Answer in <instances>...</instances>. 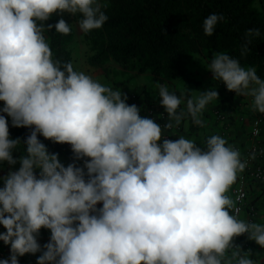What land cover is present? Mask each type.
Wrapping results in <instances>:
<instances>
[{"label":"clouds","instance_id":"1","mask_svg":"<svg viewBox=\"0 0 264 264\" xmlns=\"http://www.w3.org/2000/svg\"><path fill=\"white\" fill-rule=\"evenodd\" d=\"M108 6L107 0H0V112L13 126L32 128L23 142L12 138L0 115V162L15 165L14 152L21 153L19 169L2 177L6 231L0 240L10 244L11 255L0 264H19L18 256L38 251L37 264H262L264 255L242 251L234 238L247 234L264 248V213L259 221L242 218L229 195L257 152L245 157L221 134L202 144L185 135L164 138L165 129L205 126V111L219 96L214 86L189 96L158 84L167 114L161 125L142 117L95 70L54 57L46 33L54 27L69 35L76 25L63 18L45 25L53 13L79 16L76 24L88 34L108 21ZM224 20L210 13L205 35ZM262 35L248 29L241 55ZM207 68L228 90L250 98L252 112L264 114V78L255 67L219 52ZM38 133L70 144L73 163H61ZM42 227L51 233L43 250L37 240Z\"/></svg>","mask_w":264,"mask_h":264},{"label":"trees","instance_id":"2","mask_svg":"<svg viewBox=\"0 0 264 264\" xmlns=\"http://www.w3.org/2000/svg\"><path fill=\"white\" fill-rule=\"evenodd\" d=\"M108 21L99 30L84 34L93 54L92 65H104L110 59L122 67L138 73L150 72L152 81H170L181 78L190 96L188 85L198 84L188 70L189 62L196 56L208 62L219 52L238 58L245 68L255 67L264 78V35L253 41L247 55H241L244 34L250 28H259L264 34V0H107ZM258 4V5H257ZM210 13H222L225 20L218 23L212 36L203 32V20ZM60 18L52 14L47 24H55ZM79 16H73L76 23ZM54 57L61 61L73 58L67 48L69 35L55 33L54 27L46 33ZM34 127V126H33ZM30 127H16L9 123L12 138L23 142L31 133ZM50 153L74 158L68 143L53 142L39 133ZM198 143L203 142L204 138ZM21 153L14 152L19 160ZM7 163V162H4ZM8 164V163H7ZM87 178V177H86Z\"/></svg>","mask_w":264,"mask_h":264},{"label":"crops","instance_id":"3","mask_svg":"<svg viewBox=\"0 0 264 264\" xmlns=\"http://www.w3.org/2000/svg\"><path fill=\"white\" fill-rule=\"evenodd\" d=\"M74 66L76 67L75 63ZM119 70L121 81L123 84L125 83V88L121 89L124 94L128 92L136 93L140 96L139 100H142L143 98L148 101H154L159 109H163V106L159 102L160 97L157 96L158 84L167 83L171 89L176 90L177 95H180V91L185 93L186 86L178 80L180 78L170 81L163 80L159 82H153L152 74L150 72L138 73L136 70L122 66L119 68ZM206 73L207 80L205 79L206 77L202 78L201 80L198 79L196 80L199 82L198 84H194V87L188 88L190 90V96H197L199 95L198 91L203 92L213 86L219 93L217 103L215 104V102H213L207 107L205 111V126L197 127L189 124L187 129H185L184 125H182L179 129H165V136H167L166 139H171L174 141L179 138V135H185L190 138H195L196 140H201L208 134H221L222 136L227 137L231 143L238 146L245 155L251 144L249 128L250 118L253 112L249 107L250 98L243 97L242 95L236 94L234 91L228 90L221 80L213 79V74L209 69L206 70ZM166 117L167 114L165 113L163 121L159 122L161 125H164L167 122ZM58 158L61 163L64 164L62 157L58 156ZM248 189H250V192L253 193V196H248V201L252 202L256 208V212L254 213L252 220L259 221L260 215L264 213V180L261 182L251 183ZM230 193L232 195V189L230 190L229 195ZM241 217L250 218L249 213L246 211L241 214ZM5 231L6 229L4 226L0 225V233ZM43 234L45 235L43 236ZM50 236L51 234L49 233V229L43 227L40 229V234L37 236V240L41 245L42 250L43 245L50 240ZM246 242L248 243L249 249L251 250L253 256H255L257 253L258 255H264V248L256 244L255 241L249 240L247 236ZM0 250L11 253L10 244L6 245L2 240H0ZM29 263L30 262H22L21 264ZM262 264H264V261H262Z\"/></svg>","mask_w":264,"mask_h":264},{"label":"rangeland","instance_id":"4","mask_svg":"<svg viewBox=\"0 0 264 264\" xmlns=\"http://www.w3.org/2000/svg\"><path fill=\"white\" fill-rule=\"evenodd\" d=\"M263 5H264V2H263ZM53 15H55L58 18L65 19V21L68 23L76 25V28L74 27V29H73L72 39L68 43L67 48L70 50V52L72 54L73 64L74 63L76 64L77 69L95 70V72L101 78L102 82H108V83H111L113 85V87H119L120 89H124L125 83L123 84L121 81L120 70H119V68H121V65L112 59H110L104 65H92V64H90L88 59H89V56L93 54V51L91 50L89 43H87L86 40L84 39L83 33L80 32L78 25L74 22L73 15L71 13H68L67 11L53 13ZM208 63L209 62L204 57L199 56V55H196L189 62L188 70L190 71V73H191L190 75L193 78V80H198V79L201 80L202 78H205V77H206L205 79L207 80L206 70L208 69L207 68ZM178 80L180 82H182L183 85H185L183 79L180 78ZM194 84H195L194 82L190 83L188 85V88L194 87L195 86ZM188 91L190 93L189 89H188ZM185 93H186V89H185ZM3 105H4V102L0 101V108H2ZM0 115H4L6 117V119L8 120V123H11V118L8 117L6 113L0 112ZM69 146H71V145L69 144ZM59 157H62V160H63L65 166H67L69 163H73V161H74V158H70L69 156H59ZM84 159H88V158L76 160L75 161L76 165L83 167ZM19 167H20L19 160H17V163L15 165H9L7 163L0 162V188H2L4 186V182H3L2 177L7 175L9 170L16 171L19 169ZM34 171H35V174L38 176L40 170L35 169ZM85 171H86V169H85ZM230 195H231V193H230ZM248 196H250V197L253 196V193L250 192V189H248ZM249 203L252 204V202H249ZM99 207H102V202H98L97 208H99ZM49 233H50V230H49ZM39 234H40V231H39ZM44 235L45 234H43V236ZM41 254H42V251H38L35 254L26 253L23 256H18L19 264H21L22 262H37V257ZM10 255H11V253L5 252L4 250H0V259L9 258ZM25 256H27V257H25Z\"/></svg>","mask_w":264,"mask_h":264},{"label":"built area","instance_id":"5","mask_svg":"<svg viewBox=\"0 0 264 264\" xmlns=\"http://www.w3.org/2000/svg\"><path fill=\"white\" fill-rule=\"evenodd\" d=\"M125 95L127 96L126 102L128 104H135L141 109L140 115L142 117L153 118L157 123L163 121L165 112L163 109H159L154 101H148L143 98L139 100L140 96L136 93L128 92ZM257 129L258 131H255ZM249 136L251 144L244 156L247 157L250 152L255 151L257 152V158L255 160L249 159L248 167L232 187V196L234 201H236L237 214L241 216L246 211L249 213V219H253L256 208L248 202V187L253 182H261L264 180V156L259 155V150L264 148V114L254 112L251 114ZM166 137L164 138L166 139ZM237 197H240V199L237 200ZM246 236L247 234H242L234 238V243L239 245L242 251L249 250ZM29 264H37V262H30Z\"/></svg>","mask_w":264,"mask_h":264}]
</instances>
